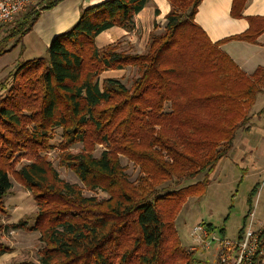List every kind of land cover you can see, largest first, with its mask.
I'll return each instance as SVG.
<instances>
[{
	"label": "trees",
	"instance_id": "16d2710c",
	"mask_svg": "<svg viewBox=\"0 0 264 264\" xmlns=\"http://www.w3.org/2000/svg\"><path fill=\"white\" fill-rule=\"evenodd\" d=\"M61 1L40 0L21 13L0 39V57L21 45L41 13ZM148 2L102 0L82 8L75 24L51 38L46 57L19 62L9 83L0 84V215L8 212L2 200L12 186L10 173L37 208L31 224L24 217L8 226L39 233L38 262L21 264L199 261L180 241L175 218L188 197L203 194L236 131L250 130L249 110L264 86V65L245 73L220 45L231 39L255 43L264 16H247L243 33L213 42L194 20L202 0H168L164 30L150 36L145 53L95 45V37L113 26L140 32L135 16ZM245 2L232 0L230 14L243 18ZM127 66L138 72L130 87L111 77L99 80L101 72ZM263 112L264 106L258 114ZM56 128L59 164L81 186L63 180L44 155L55 148L50 140ZM79 143V152H72ZM96 143L105 145L97 156ZM118 154L138 165L137 183ZM198 174L204 176L193 184L170 187ZM82 187L107 196H87ZM10 252L0 241V256Z\"/></svg>",
	"mask_w": 264,
	"mask_h": 264
},
{
	"label": "rangeland",
	"instance_id": "374dc122",
	"mask_svg": "<svg viewBox=\"0 0 264 264\" xmlns=\"http://www.w3.org/2000/svg\"><path fill=\"white\" fill-rule=\"evenodd\" d=\"M155 10L157 8H154L153 14H155ZM158 15L155 14V16ZM165 15L163 19L162 17L156 19L155 16H153V19L146 17L145 23H139L140 32L137 27H134L132 31L126 30L129 32L128 35L120 36L111 42L105 43L103 46H98L96 43L95 45L98 48H103L108 44H112L117 45L118 50L125 51L126 53H145L150 36L160 34L164 30ZM13 24L5 25L0 29L1 38ZM21 43V45L18 44L14 49L0 57L1 75L9 69L13 70L19 62L26 60V58L47 56L46 50L42 46L35 43L33 50H31V47H29V50H23V47L28 48L29 44L25 38ZM224 43H221L220 47ZM137 74L138 72L135 66H127L119 70H105L101 72L99 80L101 81L105 77H111L120 80L125 86L130 87L133 78ZM8 78L9 76H0V82L9 83L10 78ZM0 90L2 91V89ZM263 106L264 86H262L261 93L257 95L254 104L249 110L253 114L250 119L252 125L250 130L248 132H244L242 129L236 131L232 148L226 156L221 158L212 172L207 176V186L203 194L201 196L188 197L186 202L183 203L179 211L180 213L175 218V227H177L180 241L202 263L215 264L217 240L214 239L212 241L211 247L208 250L203 249L200 244L195 245L189 235L195 223L202 222L203 224L211 226L216 239L225 238L235 240L241 231L243 219H246L247 214L250 212L247 210L249 205L247 200L250 191L254 187H256V192L252 195L251 208L254 206L256 219L264 221V112L258 114ZM165 108H167V105ZM54 131V136L50 141L55 148L45 152L44 155L48 160H52L54 167L63 180L81 186L77 176L68 168L59 164V160L57 159L59 151L56 144L61 139V131L59 128L54 129ZM81 148L82 144L79 143L73 146L71 151L76 153ZM104 148V144L96 143L93 147L92 154L97 156ZM118 156L120 157L121 165L125 167L124 170L128 174L129 179L137 183L140 174L138 165L134 164L122 154H118ZM9 175L12 186L10 187L9 193L2 200L8 212L7 214L0 215V224L4 227L0 228V241L9 246L11 252L0 256V264H21L25 261L38 262V251L41 247L40 241L38 240L39 233L25 229L8 228L11 223L24 219V217H27L28 222L31 224L37 210L30 191L22 186L15 175L12 173ZM203 176V174H198L193 179L179 182L178 186L171 184L170 187L178 188L186 184H193V182L201 180ZM165 185H168V182L163 183L162 186L165 187ZM83 193L87 196H96L97 198H105L107 196L103 191L97 190L93 193L85 188H83ZM221 229H223V233H221ZM192 245L196 246L195 250L190 249Z\"/></svg>",
	"mask_w": 264,
	"mask_h": 264
},
{
	"label": "crops",
	"instance_id": "0c3cea01",
	"mask_svg": "<svg viewBox=\"0 0 264 264\" xmlns=\"http://www.w3.org/2000/svg\"><path fill=\"white\" fill-rule=\"evenodd\" d=\"M100 2L102 0H63L56 7L43 11L37 22L33 25L32 31L22 38V42L25 38L29 44L28 48L24 46L23 50H29V47L33 50L35 43L42 46L44 50H47V45L52 37L61 34L62 31L75 24L82 8ZM231 4L232 0H202L198 6L194 20L200 27L205 29L211 41L215 42L224 37L243 33L249 27L247 16H264V0H246L242 10L243 18H235L230 14ZM154 8H157L159 11L158 16L153 14ZM169 8L167 0H149L145 7L136 14L135 21L143 24L146 22V17L153 19V16L156 19L161 17L163 19ZM128 33L118 26H113L97 35L95 43L98 46H103L105 43L111 42L120 36L128 35ZM255 40V43H251L231 39L222 44L221 47L235 61L239 68L245 73H251L257 66L264 65V31ZM10 71L11 69L5 71L2 75L0 74V76L6 77ZM2 93L3 91L0 90V94Z\"/></svg>",
	"mask_w": 264,
	"mask_h": 264
},
{
	"label": "built area",
	"instance_id": "2783aa9c",
	"mask_svg": "<svg viewBox=\"0 0 264 264\" xmlns=\"http://www.w3.org/2000/svg\"><path fill=\"white\" fill-rule=\"evenodd\" d=\"M40 0H0V29L14 23L24 11L36 7ZM241 231L235 240L216 239L212 229L202 222H197L191 228V240L200 244L205 250L210 249L212 241L217 240L215 264H253L254 260L264 263L263 238L264 221L255 217L254 206L243 221ZM195 250L196 246H190ZM195 264H205L200 261Z\"/></svg>",
	"mask_w": 264,
	"mask_h": 264
}]
</instances>
